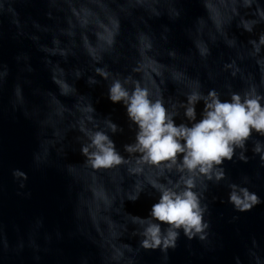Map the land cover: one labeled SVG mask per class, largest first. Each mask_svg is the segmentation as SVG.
<instances>
[{
    "label": "clouds",
    "instance_id": "1",
    "mask_svg": "<svg viewBox=\"0 0 264 264\" xmlns=\"http://www.w3.org/2000/svg\"><path fill=\"white\" fill-rule=\"evenodd\" d=\"M36 2L0 0V37L30 41L55 87L37 81L33 51L21 50L15 72L0 62V93L35 126L32 169L54 167L68 179L67 237L94 251L66 259L65 231L36 215L26 227L14 223V235L0 222V264L25 252L33 264L50 254L56 264H145L151 253L171 264L182 241L192 256L194 244L222 249L216 203L231 207L230 224L264 205V0H197L195 16L187 0H40L42 18L28 11ZM178 22L187 48L174 43ZM81 80L122 116L101 112ZM240 164L251 171L235 178L231 166ZM10 174L16 195L30 199L29 171ZM83 176L99 239L80 223L74 184ZM142 198L147 214L128 210ZM232 264H264V233L244 237Z\"/></svg>",
    "mask_w": 264,
    "mask_h": 264
},
{
    "label": "water",
    "instance_id": "2",
    "mask_svg": "<svg viewBox=\"0 0 264 264\" xmlns=\"http://www.w3.org/2000/svg\"><path fill=\"white\" fill-rule=\"evenodd\" d=\"M189 15L200 14L203 9L197 0H187ZM33 15L42 18L43 4L40 0L28 8ZM203 27V26H202ZM174 43L182 48H187L189 41L183 36L181 24L174 25ZM210 29V25L203 27L205 33ZM192 38H196V33H192ZM21 50L33 51V63L37 68L36 79L44 87L54 88L49 74L42 67L39 54L35 53L32 44L28 40L18 41L14 39L10 32H6L0 37V62L8 63L13 72L16 69L15 56ZM82 92H92L99 98L97 108L101 112L116 111L122 116V110L116 108L106 97L102 95V89H90L85 81L79 82ZM48 97L45 94V100ZM8 94L0 93V185L6 190L0 191V222H3L9 229L10 235H14L12 227L18 223L26 227L29 220L36 215H43L46 225L52 228L60 225L66 233V238L60 242L59 247L63 249L66 259L75 261L82 251H94L92 246L82 238H69L67 232L72 227L71 205L69 203L68 179L64 173L56 168H48L45 171L33 170L31 167L32 152L36 146L35 126L27 119L22 112L13 113L8 109ZM43 115L38 112L37 117ZM69 160L78 161V153H70ZM11 166H20L29 171L28 189L32 192L30 199L16 195V186L10 174ZM241 170L251 171V165L231 166L232 175L238 178ZM87 177H78L75 184V192L81 196V226L87 228L94 238L99 239L97 230L91 225L88 219V203L86 191ZM218 194L223 196L224 190L218 189ZM150 201L146 198L133 203L129 202V211L139 214H147ZM221 214H223L221 216ZM215 215L217 218L216 229L223 240L224 247L214 252H205L199 244H194L197 248V255L192 256L187 249V241H182L181 247L172 253L171 264H232L233 255L242 251V239L251 233H264V205L255 211L243 214L237 224L228 223L233 215L229 205L217 202L215 205ZM237 227L240 232L237 233ZM203 252V255L200 253ZM57 257L50 254L45 257L43 264H56ZM10 264H33L30 253L25 252L22 259H15ZM145 264H159V254L151 253L145 256Z\"/></svg>",
    "mask_w": 264,
    "mask_h": 264
}]
</instances>
